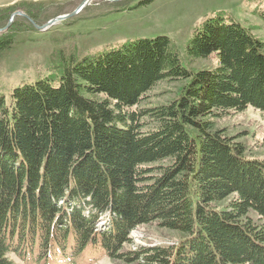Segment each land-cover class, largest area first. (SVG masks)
Listing matches in <instances>:
<instances>
[{
  "label": "trees",
  "instance_id": "16d2710c",
  "mask_svg": "<svg viewBox=\"0 0 264 264\" xmlns=\"http://www.w3.org/2000/svg\"><path fill=\"white\" fill-rule=\"evenodd\" d=\"M187 53L217 66L190 70L168 37L143 38L0 94V264L85 250L127 264H264V159L215 125L264 113V42L218 17ZM164 80L185 83L178 97L140 108ZM151 224L183 238L125 252Z\"/></svg>",
  "mask_w": 264,
  "mask_h": 264
},
{
  "label": "rangeland",
  "instance_id": "374dc122",
  "mask_svg": "<svg viewBox=\"0 0 264 264\" xmlns=\"http://www.w3.org/2000/svg\"><path fill=\"white\" fill-rule=\"evenodd\" d=\"M83 1L0 0V29L6 28L16 12L26 15L37 26H43L56 17L74 12ZM143 1L94 0L79 15L46 31L38 30L26 16L16 17L6 31L0 32V40L11 41L0 54V94L9 99L13 89L23 83L33 84L51 77L58 82L60 74L72 61L95 58L127 42L160 36L171 40L185 68L193 71L214 69L218 60L215 54L208 59H194L188 56L187 46L206 20L218 17L252 29L264 42L261 16L264 0H152L141 4ZM184 84L180 80L161 81L148 93L140 108L148 110L169 104L178 97ZM145 122L146 129L155 127L149 119ZM215 125L245 146L248 159H264V113L248 108L215 121ZM105 223L101 219L99 227ZM182 238L181 234L156 224L145 225L131 233L132 244L126 245L124 251L170 246ZM70 262L58 258L52 264H127L91 250H85Z\"/></svg>",
  "mask_w": 264,
  "mask_h": 264
},
{
  "label": "water",
  "instance_id": "95a60500",
  "mask_svg": "<svg viewBox=\"0 0 264 264\" xmlns=\"http://www.w3.org/2000/svg\"><path fill=\"white\" fill-rule=\"evenodd\" d=\"M93 1H94V0H84V1L80 4V6H79L74 12H72V13H70V14H67V15H64V16L56 17V18L50 20L49 22H46V24H44L43 26H37V25L34 23V21H33L32 19H30L29 17H27L26 15H24V14L21 13V12H16V13H14V14L12 15V17L10 18V21H9L8 25L6 26V28H4V29H0V32H4V31H6V29H8V28L13 24L15 18L18 17V16H23V17L26 16V17H27V18H28V19H29V20L35 25V27H36L38 30H40V31H46V30H48L50 27H52V26L55 25V24H58V23H60V22H62V21H65V20H67V19H70V18H73V17L79 15V14H80L81 12H83V11L87 8V6H89L90 3L93 2ZM105 1L115 3V2H120V1H122V0H105Z\"/></svg>",
  "mask_w": 264,
  "mask_h": 264
}]
</instances>
